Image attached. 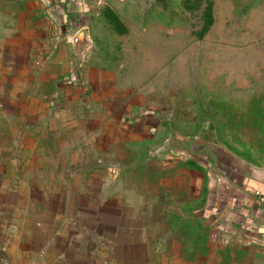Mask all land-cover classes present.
Here are the masks:
<instances>
[{
	"label": "crops",
	"instance_id": "crops-1",
	"mask_svg": "<svg viewBox=\"0 0 264 264\" xmlns=\"http://www.w3.org/2000/svg\"><path fill=\"white\" fill-rule=\"evenodd\" d=\"M107 1L23 0L24 27L29 29L21 35L27 48L23 53L7 52L6 74L25 75L20 89L27 101L24 119H52L47 114L49 91L61 93L63 108L65 100L72 99L71 111L64 108L71 119H64V110L55 119L57 125L62 119L61 125L75 127L72 141L77 145L13 149L14 156L23 151L29 156L55 155L56 159L49 164L27 160L0 165V264H142L148 247L144 226L137 221L142 222L145 212L151 215L154 206L161 214L159 219L188 222L182 229L169 224L168 233L176 243L152 244L157 253L153 264H264V170L232 165L206 183L202 177L136 181L128 191L121 189L131 182L111 180L105 163L95 165L88 158L64 164L63 156L112 155L111 145L131 144L140 137L138 122L141 127L150 124L144 119H107L118 115L123 105L128 107L130 97L126 90L109 85L107 79L115 70L99 62L97 52L82 57H86L80 70L83 88L66 90L59 83L73 75L72 69L76 71V56L81 51L76 36L84 33L93 38V26ZM6 24L18 28L23 23L8 20ZM21 57L22 64L17 61ZM100 76L102 80L95 79ZM80 97L86 107L98 109L103 119H79V109L72 105ZM7 117L16 119V115ZM81 124L86 127L81 129ZM159 127L157 120L155 128ZM109 132L116 133L108 136ZM182 169L186 170L177 168V172ZM47 171L55 175L48 178ZM146 183L151 190L145 192ZM193 201L199 207L194 213ZM168 204L174 209L165 215Z\"/></svg>",
	"mask_w": 264,
	"mask_h": 264
},
{
	"label": "rangeland",
	"instance_id": "rangeland-1",
	"mask_svg": "<svg viewBox=\"0 0 264 264\" xmlns=\"http://www.w3.org/2000/svg\"><path fill=\"white\" fill-rule=\"evenodd\" d=\"M157 1L108 0L93 26L88 51V55L97 52L100 57L102 51L106 53L109 59L104 60V65L115 70L110 77L107 75L109 85L113 83V88L126 90L130 97L128 107L123 105L118 115L107 119H144L150 124L142 126L143 131L138 122L137 130L142 135L131 144L122 141L111 145L112 155L63 156L64 164L88 158L95 165L105 163L111 180L131 182L121 189L128 191L133 190L136 181H195L202 177L206 183L208 179L216 180L221 170L232 165L263 171L264 0H253L245 13L240 12V6L250 0H169L180 9L183 21H145L143 9ZM169 1L165 0L167 4ZM23 9V0H0V165L23 164L27 160L49 164L56 159L55 155L29 156L23 151L14 156L13 149L77 145L72 141L75 127L71 130L69 124L61 125L65 122L62 119L57 125L55 119L65 107L71 109L72 99L62 97L63 108L61 93L49 91L47 114L52 119H24L27 101L20 89L25 75L6 74L7 52L16 49L23 53L27 48L21 35L29 29L24 27ZM16 19L23 23L20 27H6L8 20ZM85 58L75 62L73 75L59 81L67 86L66 90L85 86L80 77ZM17 61L22 64L23 57ZM98 78L102 76L95 77ZM8 95L10 98H6ZM75 102L72 107H78L79 119H103L102 113L86 107L81 97ZM67 110L62 113L69 121ZM39 114L38 110L36 115ZM8 115H16V119H9ZM157 120L159 129L155 128ZM83 127L86 126L81 124L80 128ZM112 132L108 136L115 135ZM58 133L60 138L56 140ZM242 148L251 155L234 152ZM183 167L186 170L177 172V168ZM50 171L45 173L48 178L55 175ZM176 172L179 174L175 177ZM150 185H144L145 192L151 190ZM157 208L153 207L151 215L145 212L142 222L137 221L144 226V244L148 247L142 264H153L152 257L157 253L152 251V244L176 243L168 233L171 220L159 219ZM198 208L193 201L191 212ZM173 209L174 206L166 205L164 214L169 215Z\"/></svg>",
	"mask_w": 264,
	"mask_h": 264
},
{
	"label": "trees",
	"instance_id": "trees-1",
	"mask_svg": "<svg viewBox=\"0 0 264 264\" xmlns=\"http://www.w3.org/2000/svg\"><path fill=\"white\" fill-rule=\"evenodd\" d=\"M167 1H169V0H167ZM252 2H253V0H250L246 5H244V4L241 5L240 6V12L241 13H245L246 10L249 7H251ZM156 3H154V4L151 3V4L148 5V7H146L147 6L146 5L145 9H143L142 16H143V19L145 21H148L149 19H153V18H166L167 21L169 20L168 23H175V22H179V21H183L184 20V18L181 17L180 9H177L176 5L172 4L171 1H169V4H167L165 2V0H162V1L159 0ZM105 54L106 53H104L102 51L101 57L99 56V59H98V60H100L99 62L105 63L106 61H104V60L105 59H109V58H106L108 56H106ZM261 111H262V117L264 119V108L263 107H261ZM234 150H235L234 152H237L240 155H243V156H246V157L251 155V152H249L246 148H242L239 151H236V149H234ZM186 222H188V220H181V219H178V218L171 220V223L174 226H178L181 229H182V225H185L184 223H186Z\"/></svg>",
	"mask_w": 264,
	"mask_h": 264
},
{
	"label": "water",
	"instance_id": "water-1",
	"mask_svg": "<svg viewBox=\"0 0 264 264\" xmlns=\"http://www.w3.org/2000/svg\"><path fill=\"white\" fill-rule=\"evenodd\" d=\"M76 39V41H78L81 45V51H79L78 55L76 56V61H79L80 59H82L85 53L90 51L89 49L91 48L92 39L87 36H84V33H80L79 35H77Z\"/></svg>",
	"mask_w": 264,
	"mask_h": 264
}]
</instances>
